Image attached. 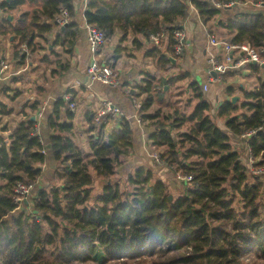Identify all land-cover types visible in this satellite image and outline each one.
I'll return each instance as SVG.
<instances>
[{"label": "trees", "instance_id": "1", "mask_svg": "<svg viewBox=\"0 0 264 264\" xmlns=\"http://www.w3.org/2000/svg\"><path fill=\"white\" fill-rule=\"evenodd\" d=\"M75 1L0 0V36L14 37L13 57L19 64L29 56L20 52L23 43L32 48L36 38L58 28L50 55L39 59L61 66L60 76L71 69V61L61 64V52L54 47L59 44L73 55L79 35ZM214 3L88 0L83 18L103 30L108 39L119 34L121 42L133 35L137 36L133 43L140 44L139 35L150 40L152 34L166 30V46L153 44L144 53L166 70L173 67L169 55L176 58L172 32L182 28L191 6L220 40L249 42L255 48L264 45V8ZM23 7L28 8L14 13ZM61 7L72 15L64 29L54 23ZM126 50L120 45L117 58ZM251 67L260 70L256 64ZM155 78L148 75L136 85L138 91H130V97L144 95L138 111L147 121L149 140L168 165L152 160L148 167H133L122 179L113 177L121 158L134 146L132 121L123 119L121 129L108 130L103 137L105 125H95L89 111V131L97 134L89 135L91 154L87 157L73 123L61 122V110L68 108L62 98L45 113L41 137L32 135L36 123L32 114L8 138L0 133V264H264V174L250 171L248 153L260 159L256 166L264 167V81L259 79L252 91L243 90V100L236 102L232 101L234 87H227L229 99L214 112L202 82L192 80L189 101L196 104L190 112L176 108L169 123V115L146 112L154 98L165 100L170 89L164 87L179 77ZM6 84L0 82V91L8 90ZM37 105H32V111ZM68 112L71 118L69 108ZM9 113L11 109L0 101V115ZM252 130L256 131L253 136L243 137ZM49 155L56 169L42 187L38 180L47 175L43 166ZM169 165L174 167L173 174L192 176L190 181L180 180L175 193L163 174ZM97 178L102 181L100 191L93 193ZM19 182L34 186L27 201L15 199ZM149 258L152 263H147Z\"/></svg>", "mask_w": 264, "mask_h": 264}, {"label": "crops", "instance_id": "2", "mask_svg": "<svg viewBox=\"0 0 264 264\" xmlns=\"http://www.w3.org/2000/svg\"><path fill=\"white\" fill-rule=\"evenodd\" d=\"M84 3L85 0L75 1L76 22L79 25V35L77 40L75 41L73 47V55L71 56L70 59L72 65L71 69L65 75H61L62 77L60 78L57 77V79L53 75L50 74L47 75V82L41 87H38V81H37L36 87L38 88V94L35 93L36 92L35 89L31 90V87H27V90L29 92L27 91L24 92L23 91L24 89H21L22 90L21 92H24L25 96L28 95L27 97L28 103L26 104V102H23V103H19L18 105L19 108H24L31 111L32 105L35 104L36 102H39L38 107H40L41 104L46 102L48 108L46 112L47 115V113H49L52 110L51 106H53V103L59 100L60 98H62L66 86L69 82L74 83V85L76 84L78 90L83 92V97L86 100L85 102L87 106L86 109L87 111L89 109L93 110V107H91V105L97 106L104 99H110L122 110L124 114L123 119L131 120L132 125L134 127V134H133L134 146L129 153V155L131 156V160L129 161V163L122 166L124 167V169L121 171V172H127L123 175V177H126L128 172H130V170L133 167L135 168L141 165L148 167L150 163H153L152 162L153 159L151 156L152 153L149 150V147L152 146L149 143L150 129L148 128L147 121H144V123L140 124L135 120V115L140 108L138 109L137 107H135L133 103V98L135 97V95H131L130 97V91H135L133 89H129L130 87H133V85H131L132 84L131 81L138 79L137 81L140 80V82H142V80L147 78L148 75L156 76L155 78L156 80L166 75L167 74L166 71L168 69L166 70L163 69V67L162 68L158 67L157 64L154 62V60L144 56L145 51L148 50L153 45V43H151L150 40L139 35L138 41L140 44H136L133 43V39L136 38L137 36L131 35L128 38V40L125 41V43H123L122 45L126 47L127 50L123 51L122 54H120V58H117V62L127 60L126 62L128 63L120 62V65L116 66V69L119 74L118 76L121 82L123 84H126L127 86L123 87L121 85L120 87H112L93 80H92L93 81L92 85H88L87 83L89 81V78L87 73V67L90 62L91 53L87 38V29L85 27V20L83 18V14H84L83 9L85 7ZM27 8L28 7H23L19 11H14V13L19 15L20 13L24 12ZM242 8L245 7L242 6ZM55 29L56 31H53L54 33L51 32L53 33L51 34V36H54L53 40H55L56 34L60 32V29L58 28ZM180 29H182L186 34V38L188 40V43L190 44V48L186 49L185 52L182 53V55L179 56L175 55L176 58L172 67L174 74H170V75H172V78L173 77H179V78L176 80H172L169 83V85H166L164 87L165 90L170 89L168 93L165 94V100L163 96L161 98H154L149 111L146 112V114L148 115H153L158 113L161 117L169 115L171 116V118L169 119V123H172L174 119L173 115L176 108L181 109L180 107L175 105V101H174V99L178 98L177 94H179V89H178L179 86H182L181 84H183L186 81L187 83L186 87L188 88V85L192 80H200L202 82V88H203L204 82L208 80V75H209L208 72L210 70V67L207 61V57H208V51L210 49V45H209L210 39L214 37L221 42L227 41V40H220L219 39L220 37L217 35V33L211 31L210 28L202 22L201 18L199 17L198 10L194 6H191L189 16L183 21L182 28ZM218 33H220V30H218ZM2 37L3 36H0V47L1 50H3L2 51L3 55L2 54L1 55L6 60L9 69L13 70V64H12L13 61L16 66L20 65L17 62L18 60H16L13 57L14 37L8 36L6 40L3 39ZM119 37L120 35L116 34L111 39H109V41L102 50L104 59H105V55L109 54L111 51L114 56L118 57V48L121 45ZM167 40H168L167 37L163 39L164 45L162 44L163 46V47L161 46L162 48L166 46ZM52 43H54V41ZM149 44L152 45L149 46ZM10 48L12 50V56L10 54V50H9ZM171 56L174 58L173 55ZM181 57H183L184 59L181 61V64L179 63V65L185 69L180 72L179 71L180 67H177L178 64L177 59ZM220 59H222V56H220ZM38 61H40V59H37L35 57H28L26 60V62H30L32 65L34 64V66H37ZM143 64L144 67H142ZM251 65H255V64L248 63L240 68L230 69L228 73L224 75L225 78L223 77L225 79L224 84L222 85L213 84L210 86V88H208L207 91H205L207 92L206 93L207 97L209 98L213 106L214 112L225 100L229 99L226 93L227 87L229 86L234 87V92H235L234 96L235 95L239 96V101H240L241 99L243 100L244 98L243 90L252 91L258 84L259 79L264 81V68L260 67L259 71H255L252 69ZM21 68L24 69V66ZM174 68L177 70H175ZM22 72H24L23 74H25L27 72V68ZM186 73H190L191 75L189 77L186 76L185 78H180ZM26 74L30 75V72ZM20 76L21 75H17V74L14 75V79L17 78L18 80L14 82L12 80L10 83H8V86L14 83L15 85H18L20 87L21 86ZM30 76H31L30 78L38 79L37 74L34 75L33 73ZM8 80H6L5 82H7ZM180 80L183 81L180 83ZM50 81L54 82L53 86H49ZM33 84L35 85V83ZM90 92H93V97L91 101L87 99ZM185 93L188 95L191 94L189 88L185 91ZM141 96L142 95H140L139 97ZM142 97H144V95ZM5 99L3 100V102H6L8 98ZM5 104L8 105V103ZM195 104L196 103L194 100L192 102H189L188 106H190V108L188 109L192 110V107ZM188 109H186L185 111L188 112ZM68 113L69 112L67 107L62 108L60 113L61 122L65 121V122L73 123L74 134L77 139V142L80 148L82 149V151L84 152V155L90 157L91 154V149L89 148L90 123L88 120V116L84 119L79 117L78 115L79 113H77L76 115L71 113L72 117L70 118ZM123 119L115 118L113 120L112 126L111 127L108 126L107 130L121 129V120ZM219 122H221V124H224V120L221 121L219 120ZM15 127L12 130L6 127V130L4 131L1 130V135L2 136L7 135L5 136V138H8V136L12 133ZM183 130H186V127L184 129L177 131L176 133L180 131L182 132ZM84 143L86 144V146ZM43 168L45 169L44 171H46L47 174L53 172L56 169V161L52 157V155L48 156L47 163L43 166ZM164 172L166 173L165 174L166 176L164 177H168L167 180L170 185V188L176 190V188L181 184V181L177 180L174 174L170 170L167 169L164 170ZM113 177L122 179L121 176H118L117 174Z\"/></svg>", "mask_w": 264, "mask_h": 264}, {"label": "built area", "instance_id": "3", "mask_svg": "<svg viewBox=\"0 0 264 264\" xmlns=\"http://www.w3.org/2000/svg\"><path fill=\"white\" fill-rule=\"evenodd\" d=\"M2 1V0H1ZM215 2L214 4L218 7H231L236 4H242L246 6L247 4H252L259 8H264V0L259 1H248L247 3H241L238 0H230L229 2H217L216 0H212ZM88 0H85L83 13L85 11ZM85 20V19H84ZM72 21V15L69 9L66 7H61L57 14L55 15L54 23L59 27H66ZM85 27L87 29V38L90 47L91 58L87 67V73L90 76L91 80L103 83L105 85H109L112 87H120L122 82L118 76V71L115 67V63L113 60L109 62L104 59L102 50L105 44L108 42V38L105 35V32L98 28L97 26H93L88 24L85 21ZM166 30H162L160 32L154 33L150 36V40L153 44L157 46H162L163 39L166 37ZM173 38L175 40V55L179 56L185 52L186 49L190 48V44L186 38V34L182 29L175 28L173 30ZM210 49L208 51L207 61L210 67L208 72V80L203 84V90L207 91L209 85L221 83L223 81L224 75L230 69L240 68L248 63L256 64L260 67L264 68V45L260 48L253 47L249 42H244L241 44L238 43H230V42H221L216 38H211L209 41ZM26 44L21 45V53H25L29 55ZM222 56V59H220ZM21 72V71H20ZM19 72V73H20ZM215 72V74H213ZM17 73V74H19ZM16 75L11 69H9L6 60L2 57L0 53V82H5L10 77ZM129 89H133L136 91L135 87H130ZM62 99L68 102V108L71 113H76L78 110V103L75 100V94L73 91L67 92L62 96ZM133 103L135 107L138 109L141 107V102L136 97L133 98ZM47 103L44 102L40 105L34 112L33 115L35 117V128L33 130L32 135L35 137H41V129L43 118L47 111ZM94 115V123L97 126L104 124V133L103 137L108 132V126L110 122L113 123L115 118L123 119L124 114L122 110L110 99H104L93 111ZM135 120L142 124L144 123L141 114L137 111L135 115ZM122 121V120H121ZM256 131L252 130L243 134L245 136H253ZM96 131H89V135H96ZM153 161H155L158 165H168L165 162V159L161 156V153L158 155L155 153L151 154ZM260 161L259 158H256L252 155L249 156V168L250 171L261 175L264 174V167L256 166V163ZM170 170H174V167L169 165ZM176 179L178 180H187L190 181L192 179L191 175H181L179 172L176 174ZM34 186L32 183L26 184L24 182H19L15 186V199L18 202L27 201L28 197L32 194Z\"/></svg>", "mask_w": 264, "mask_h": 264}, {"label": "rangeland", "instance_id": "4", "mask_svg": "<svg viewBox=\"0 0 264 264\" xmlns=\"http://www.w3.org/2000/svg\"><path fill=\"white\" fill-rule=\"evenodd\" d=\"M250 1H254V0H249V2ZM258 1V0H257ZM1 17H3V13L1 12L0 13V18ZM9 18H10V16H9ZM53 31H56V29H54ZM54 33V32H53ZM53 33H50V35L49 34H45L44 36H42V37H38V38H36L35 40H34V44H33V47L32 48H29V49H27L28 50V53H29V56L28 57H35V58H37V59H39L42 55H50V52H51V50H52V45H53V37L54 36H51V34H53ZM8 36L9 35H5V36H3L2 38L3 39H7L8 38ZM217 37V36H216ZM119 39H120V37H119ZM109 41V40H108ZM116 41V40H115ZM151 43H152V41H150ZM120 43H121V45H123V43H125V42H121L120 41ZM107 44V43H106ZM105 44V45H106ZM125 45V44H124ZM152 44H149V46H151ZM105 47V46H104ZM35 49V50H34ZM54 49L56 50V51H60L61 52V64H67V62L71 59V56L72 55H70V54H68V53H66L65 52V47L63 48V47H61L59 44H58V46H56V47H54ZM10 50V54H11V56H12V50H11V48L9 49ZM34 50V51H33ZM3 50H1V47H0V53L3 55V52H2ZM137 53V52H136ZM138 54V53H137ZM105 59L109 62L110 60H113L114 61V63H115V67L116 66H119L120 65V62H125V63H128V62H126V61H118L117 62V57L116 56H114L113 55V53H112V51L109 53V54H106L105 55ZM184 58L183 57H181V58H179V59H177V61H178V64H177V67H180V69H179V71L181 72L182 70H184L185 68H183V67H181L180 65H179V63L181 64V61L183 60ZM71 61V60H70ZM12 64H13V72L14 73H19L20 71L22 72L23 70H25L26 68H27V72L26 73H29L30 72V75L31 74H33L34 73V75L35 74H37V77H38V79H35V78H30L31 76L29 75V74H23L24 72H22V73H19V74H17V75H21L20 77H21V86L19 87L18 85H15L14 83H12V84H10L8 87V90L7 91H4V92H2V91H0V101L1 102H3V100L5 99V98H8L7 99V101L6 102H4V103H8V107H9V109H11V113H9V114H6V115H0V130H2L3 129V127L4 126H6V127H8L9 129H13L16 125H17V123L21 120H24V119H26V116H28V115H33V112L35 111H29V110H27V109H24V108H19V103H23V102H26V104L28 103V95H26L25 96V91H27V92H29L28 90H27V87H31V90L32 89H35L36 90V92L35 93H37L38 94V88L36 87V82L38 81V87H41L42 85H44L46 82H47V75H53L56 79H57V77H62V76H60V73H63L64 72V70H63V68L61 67V66H59V65H57L56 63H50V62H40V61H38V64H37V66H34V64L32 65L30 62H26V63H24V64H20L19 66H16L15 65V63H14V61L12 62ZM36 64V63H35ZM24 66V69H22L21 67H23ZM30 66V67H29ZM126 66V65H125ZM142 67H144V64L142 65ZM177 67H175V68H177ZM53 68H57L58 69V73H56V72H53ZM174 68V69H175ZM158 69V68H157ZM159 70V69H158ZM175 70H177V69H175ZM67 73V72H66ZM65 73V74H66ZM166 73L167 74H174V72H173V68L172 67H168V70L166 71ZM64 74V75H65ZM165 74V73H164ZM176 74H177V72H176ZM119 75V74H118ZM156 77V76H155ZM14 79V76H12V77H10L9 78V80L6 82L7 84L6 85H8V83H10L12 80ZM138 79H136V80H132L131 81V85H133V87H136V85H138V84H141V82H140V80L139 81H137ZM158 79H156V81H157ZM137 81V82H136ZM183 80H180V83L182 82ZM224 81H225V79L223 78V81L221 82V83H217V84H220V85H222V84H224ZM206 82V81H205ZM204 82V83H205ZM33 83H35V85L33 84ZM186 81L183 83V84H181L182 86H179V94H177V97L179 98H176V99H174V101H175V105L176 106H178V107H180L181 108V110L183 109V110H186V109H188V108H190V106H188V104H189V99H190V97H191V94L190 95H188V94H186L185 93V91L188 89L187 87H186ZM54 85V82L53 81H50V85L49 86H53ZM18 87V88H17ZM132 87V88H133ZM159 88H161V87H159ZM21 89H24L23 91L24 92H21L22 90ZM10 91V92H9ZM70 91H73L74 92V94H75V100L77 101V103H78V110H77V112L76 113H72V114H74V115H76L77 113H79L78 115H79V117H81V118H86L87 117V112L88 111H93L97 106L95 105V106H92L91 105V107H93V110L92 109H89L88 111L86 110L87 109V106H86V100L84 99V97H83V92H81V91H79L78 90V88H77V86H76V84L74 85V83H68L67 84V86H66V89H65V91H64V93H63V95L65 94V93H67V92H70ZM136 91H138V89H136ZM8 92H9V94H8ZM143 96V95H142ZM136 97L138 100H142L143 99V97ZM6 100V99H5ZM22 101V102H21ZM242 101V100H241ZM25 104V105H26ZM41 104V103H40ZM38 105H39V102H38ZM37 105V106H38ZM192 107V106H191ZM65 108H66V106H65ZM193 108V107H192ZM68 109V108H67ZM177 109H179V108H177ZM191 110V109H190ZM190 110L188 109V112H190ZM220 121L222 120V119H219ZM219 120H218V123L219 124H221V122H219ZM112 126V122H110V124H109V127H111ZM0 133H1V131H0ZM84 134V133H83ZM4 136V135H3ZM5 136H7V135H5ZM4 136V137H5ZM88 140V139H87ZM86 140V141H87ZM149 143H150V145L152 146V147H149V150H150V152L151 153H155L156 152V154L158 155V153H160V149H156L153 145H152V142L149 140ZM85 144V143H84ZM85 146H86V144H85ZM149 146V145H148ZM249 156H250V154H251V151L249 150ZM131 160V156L129 155H127V156H124V157H122L121 158V160L120 161H122V164H119V165H117V175L118 176H121V177H123V175L125 174V173H127V172H121L123 169H124V167H122L123 165H125V164H127V163H129V161ZM118 169H119V172H118ZM172 172V171H171ZM173 173V172H172ZM163 174H166V173H163ZM175 174V173H174ZM51 175H52V173H48L47 175L46 174H44L42 177H40V179L38 180L39 181V183H40V186H46L49 182H50V178H51ZM175 177H176V175H175ZM180 181V180H179ZM101 183H102V181L99 179V178H97V181H96V187H95V189H94V192L93 193H98L99 191H100V186H101ZM172 190V192L173 193H175V190L174 189H171ZM124 258H125V256H124ZM155 258V257H154ZM120 260H122V259H120ZM137 261H141V260H137ZM136 261V262H137ZM246 261H248V260H246ZM129 262H131V263H136V262H133V261H129ZM147 263H152V259L151 258H149V259H147ZM256 264H260V262H257Z\"/></svg>", "mask_w": 264, "mask_h": 264}, {"label": "water", "instance_id": "5", "mask_svg": "<svg viewBox=\"0 0 264 264\" xmlns=\"http://www.w3.org/2000/svg\"><path fill=\"white\" fill-rule=\"evenodd\" d=\"M228 9H229V8H228ZM62 28L64 29L65 27H62ZM169 58L173 61V63L175 62V58H173V57L170 56V55H169ZM213 74H215V72H213ZM88 78H89V81H88L87 84H88V85H92L93 81L91 80V78H90L89 75H88ZM92 97H93V92H90L89 95H88V97H87V99H88L89 101H91ZM237 100H239V96L235 95V96L232 97V101H233V102H236ZM32 119L34 120L35 117L32 116ZM171 197H172V196H171Z\"/></svg>", "mask_w": 264, "mask_h": 264}]
</instances>
